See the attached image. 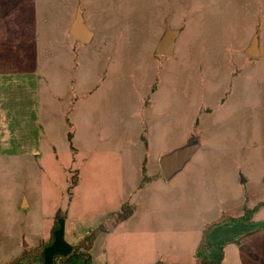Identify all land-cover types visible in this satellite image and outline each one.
<instances>
[{"label": "rangeland", "instance_id": "1", "mask_svg": "<svg viewBox=\"0 0 264 264\" xmlns=\"http://www.w3.org/2000/svg\"><path fill=\"white\" fill-rule=\"evenodd\" d=\"M79 7L87 45L69 34ZM166 25L180 33L160 57ZM190 140L200 148L166 181L160 157ZM262 194L264 0H0V264L56 216L49 264L129 213L97 234L93 263L196 264L207 223L246 216L208 237L210 264H242L238 240L264 239Z\"/></svg>", "mask_w": 264, "mask_h": 264}, {"label": "water", "instance_id": "2", "mask_svg": "<svg viewBox=\"0 0 264 264\" xmlns=\"http://www.w3.org/2000/svg\"><path fill=\"white\" fill-rule=\"evenodd\" d=\"M179 33V30L172 29L170 25H166L165 32L155 47V55L160 57L173 56ZM69 34L84 45L91 43L94 37L93 31L88 28L84 21L83 11L80 7L77 9L74 20L69 28ZM257 47L258 35L255 34L249 48L246 50V54L250 57H258ZM199 148L200 144L198 140H190L185 146L161 156L159 159V167L163 178L166 181L174 178L190 162ZM116 219H118V215L111 216L105 222L106 229L111 230Z\"/></svg>", "mask_w": 264, "mask_h": 264}, {"label": "trees", "instance_id": "3", "mask_svg": "<svg viewBox=\"0 0 264 264\" xmlns=\"http://www.w3.org/2000/svg\"><path fill=\"white\" fill-rule=\"evenodd\" d=\"M257 209L258 207H255L251 212L254 213ZM128 216H130V213L128 214ZM249 220L250 219L246 216L237 220L223 216V217H219L216 221L207 223L202 231L200 242L194 254V257L199 260L198 264H210V260L208 256L210 251V246L208 245V237L210 235V232L215 227L230 222L247 223L249 222ZM59 228H60V222L58 216H56L48 239L40 242L39 245L36 246L35 248L24 250L19 257L12 260L8 264H46L44 262V252L47 247L51 246L54 243L55 234L56 231L59 230ZM103 230L104 229L102 226L91 230L88 233V235L77 245H74L68 253L55 254L52 258L51 264H77L78 262H83L84 264H95L92 261V256L90 251L94 245L97 234L99 232H102Z\"/></svg>", "mask_w": 264, "mask_h": 264}, {"label": "crops", "instance_id": "4", "mask_svg": "<svg viewBox=\"0 0 264 264\" xmlns=\"http://www.w3.org/2000/svg\"><path fill=\"white\" fill-rule=\"evenodd\" d=\"M248 48L249 47H247V49ZM258 53H259L258 57H260V50H259V48H258ZM245 54H246V52H245ZM258 57H252V58H258ZM262 197H264V195ZM262 197L257 202L264 201V199ZM249 202H250V198H249ZM257 202H254V203H251L250 202V206H254V204L257 203ZM261 212H264V208H261V209H259L257 211V213L254 216V219ZM111 215L112 214H110L109 216H107V218H105V220H108ZM129 217H131V215ZM129 217L122 218V219L121 218L116 219V221L113 223V227H115L120 221L129 219ZM100 226H102V225H100ZM105 229H106V227H105ZM107 230L108 229L103 230L101 233H103V232H105ZM61 234H63V225H62V223H60L59 230L56 231L55 241L53 243V246H56L57 244L64 242V239H61ZM239 241L240 240H238V242H237V247H235V249H234V254L233 255H234L235 258H238L241 261L242 264H264V248L262 247V242H264V239H249V242H246V241H243V242L240 241L239 242ZM230 243H234V242L226 241V242L223 243V246L222 247H223V250L224 251L225 250L227 251V247L230 246L228 244H230ZM73 246L74 245H69V246L66 245V248L64 250H62V253H66L67 251H70V249ZM197 246H196V248H197ZM196 248H195V251H196ZM24 250L25 249H21L20 254L18 255V257L23 253ZM47 250H48V248L45 251H47ZM44 254H45V252H44ZM225 254L226 253H224V256H225ZM44 262H45V260H44ZM45 263L49 264V262L47 261V259H46V262ZM195 263L198 264L199 263V260L196 259V262ZM211 264H216V263L215 262H212Z\"/></svg>", "mask_w": 264, "mask_h": 264}]
</instances>
